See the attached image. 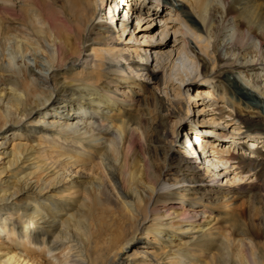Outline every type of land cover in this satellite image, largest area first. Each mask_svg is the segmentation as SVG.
<instances>
[{
    "label": "bare ground",
    "instance_id": "obj_1",
    "mask_svg": "<svg viewBox=\"0 0 264 264\" xmlns=\"http://www.w3.org/2000/svg\"><path fill=\"white\" fill-rule=\"evenodd\" d=\"M126 1L0 0V264H264L263 250L228 215L230 205L222 211L227 234L202 206L236 199L264 174L262 124L224 113L229 106L217 100L239 99L207 88L210 105L200 111L208 122L225 116L222 127L236 124L235 140L217 147L186 133L184 148L201 163L188 165L186 150L159 182L127 147V135L140 128L144 96L134 100L118 89L139 86L158 104L169 98L163 88L175 87L174 97L191 101L200 91H191L188 78L205 70L212 50L245 77L257 104L244 107L263 110L264 66L259 78L248 73L264 62V0H149L154 12L141 9L143 0ZM129 26V39L142 44L120 41ZM169 32L184 39L173 49L151 44ZM129 51L138 60L144 53L145 62ZM211 60L209 71L217 63ZM151 62L164 69L161 83ZM109 63L125 73L117 87L103 72ZM239 136L248 140L237 142Z\"/></svg>",
    "mask_w": 264,
    "mask_h": 264
},
{
    "label": "rangeland",
    "instance_id": "obj_2",
    "mask_svg": "<svg viewBox=\"0 0 264 264\" xmlns=\"http://www.w3.org/2000/svg\"><path fill=\"white\" fill-rule=\"evenodd\" d=\"M139 1L141 2V0ZM121 2L125 5L127 4L126 0H121ZM146 2L148 3L150 1L143 0V6L141 9L146 10L148 12H154L150 11L149 7L146 6ZM159 3L160 2H158V5ZM165 4H167V2ZM161 6L163 7V5ZM166 8L168 7H163L162 9L159 8L158 11L163 14L168 13ZM105 13L106 6H103L102 11L100 10L98 13L97 21L104 20L103 16H105ZM104 23L108 29L111 27L113 28V22L106 20ZM160 24L162 23L158 22L152 28L156 29V27L160 26ZM146 26L147 25H145V23L140 22V27L146 28ZM131 36H135V34L132 33L131 27L129 26L124 32L123 36L120 38V41H122L125 46L127 45V47H136L137 44H142L144 41H131L129 39V37ZM183 39L184 37L180 34L176 32H169L165 35L164 38L159 40L155 39L151 42V44H163L164 46L173 49ZM217 44L218 42L216 40V45ZM209 52V57L205 59V70L202 71V73L193 72L188 78V80L191 81V91L193 93L195 90L200 91V93L196 97L192 98L191 101L186 102L182 98L179 99V97H174L173 89H175V87H173L172 90H169L167 89V87H164L163 90H166V92L169 94V98H164V100H161V102H159L158 104L154 101V95L151 91H139L140 87L136 85L131 86V89L128 87L126 88V86H123L121 88L118 87V89L129 91L130 97H132L134 100L141 99V96H139L140 94L144 96V99L142 97L143 101L138 102V104H142L141 112L143 114V116L140 117V128L135 130L133 136L130 134L127 135V147L130 156H135L143 165L150 164L152 166V170L158 176L159 182H162L165 177L170 178V172L176 169V167L172 166V164H174V162H172V158L181 157L182 153L186 152V150L187 152L189 151V155L191 156V159L187 162L188 165H192L193 163H201V161H198L197 154H192L190 150L184 148L185 144L182 141H184L183 136H185L186 133H191L190 131H196V134H199L202 137L201 140H203L205 137L213 141V143H216L215 145L217 147H221L222 145L226 144L229 145L228 139L235 140L232 138V132L233 127H235L236 124L231 125L230 128L222 127L227 124L226 122H228L224 121L228 120L225 116H223L221 120H216L215 122H208V118H210L211 116H209V114L206 112L200 111L201 107H207L208 105H210V103H208L210 97H208L207 100L204 99V92L207 88L216 87L218 91L223 88L229 93H233V98L239 99V101L234 99V104H228L224 99L217 100L216 106H229V109H222L224 110V113L229 114L234 118H236L237 116H242L249 120H256L264 127V106L263 110L248 109L244 107L248 105L244 104V102H251V108H254V105L257 104L255 102V99H253L252 97L249 98V95L253 92L244 89L245 86L243 79H245V77L242 74H238L237 71L230 64H228V60L226 58L219 59L218 53H214L212 50H210ZM211 52H213V54H211ZM138 54L140 57L139 60L135 57L132 51H129L130 59L135 62H145V54L139 51ZM211 55H213L215 62L217 60L216 67L213 69V71H209V68L212 64ZM25 62L31 63L32 66H34L32 61L28 58L25 59ZM148 63L149 60L147 61V64ZM158 63L159 62H151V65L158 66L155 71L157 72V78L161 83L163 81L164 69L161 68V64L159 63L158 65ZM260 63V61L254 63L255 66H253L252 68L253 71L248 73L252 76V78H259V76L261 77L263 75L261 67L264 66V62H262L263 65H260ZM103 72L106 74L105 77H107L106 80L109 81L108 83L111 84L110 86L116 85V87L118 85V82H120L121 77L125 74L124 72H120L118 69V65L114 63L106 64L103 67ZM161 88L162 87L159 86V89ZM245 91H247L249 95ZM216 98H218L217 95ZM165 99L169 101L174 100L175 104L167 102ZM164 113L168 114L167 117L161 116ZM243 136H239L240 139H238L237 142L248 140V138L242 139ZM131 138L133 139V144L131 142ZM257 145L260 146L262 145V143ZM231 146L236 147L237 145L232 144ZM261 149L264 150V147ZM247 152L248 151L246 150H242V154L244 157L248 155ZM255 158L257 159V157ZM2 160L6 161V158ZM1 165L2 164L0 162V167ZM207 175L208 177H212V172ZM253 184L255 186L251 188L249 187L245 192L238 191L234 195H232V193H229L230 196H237V198L232 201H226L224 200V197H221V200H219L217 203L209 204L205 201L206 205L202 206H204L208 212H212V216L219 218L217 222L218 225L216 226H219V230L223 231L224 234H227V231L229 229L224 224L225 219H223L222 211L224 212V210H226V208H228V206L230 205V210H226L228 212V215L231 217H237L241 226H243V228L248 231L247 235L252 238L253 242L257 245V247H259V249H262L264 252V174L257 177ZM183 188L184 187L177 188V201L175 202H178V199H180L179 194H182ZM163 206L164 203L159 204V208H162ZM220 208L221 211L219 210ZM230 233V236L233 238H242V235L238 231H231ZM139 242H146V238L143 237L139 240ZM6 243L8 244V242ZM148 244L149 243L147 242V245ZM45 258L47 257L45 256Z\"/></svg>",
    "mask_w": 264,
    "mask_h": 264
},
{
    "label": "built area",
    "instance_id": "obj_3",
    "mask_svg": "<svg viewBox=\"0 0 264 264\" xmlns=\"http://www.w3.org/2000/svg\"><path fill=\"white\" fill-rule=\"evenodd\" d=\"M254 151V150H253ZM247 156V155H246ZM251 157L249 158V159H253L254 157H253V155H250Z\"/></svg>",
    "mask_w": 264,
    "mask_h": 264
}]
</instances>
